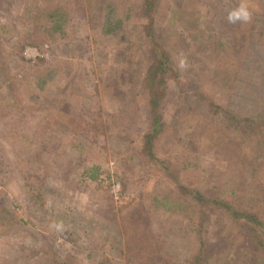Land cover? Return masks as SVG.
<instances>
[{"label": "rangeland", "instance_id": "1", "mask_svg": "<svg viewBox=\"0 0 264 264\" xmlns=\"http://www.w3.org/2000/svg\"><path fill=\"white\" fill-rule=\"evenodd\" d=\"M143 1L0 0V264H191L202 243L201 264L263 256L264 234L187 209L179 186L264 223V148L232 118L262 107L231 101L242 60L264 57V0H161L151 25ZM248 66L243 95L262 74Z\"/></svg>", "mask_w": 264, "mask_h": 264}, {"label": "trees", "instance_id": "2", "mask_svg": "<svg viewBox=\"0 0 264 264\" xmlns=\"http://www.w3.org/2000/svg\"><path fill=\"white\" fill-rule=\"evenodd\" d=\"M161 0H144V7H143V15H145L148 19H149V25L152 24V9L155 8L157 9L158 3ZM108 15L112 12L111 6L108 5ZM148 25V26H149ZM106 33H109L108 31H106ZM152 40L151 42L154 43V35L153 32H150L147 34ZM182 36V35H181ZM250 42V40H249ZM247 53V51H246ZM245 53V54H246ZM255 56H253V58L250 59H244L242 60L241 63V67H240V73L237 77L234 89L232 91V97H231V101H241L243 100V103H245L246 105H248V102H251L252 104H258L261 105L262 110L257 114L254 115L253 117H247V118H243V119H236L235 116H233V120L239 122L237 125V127H239L241 129V132L246 134H251V135H256L258 137V142L257 145L254 147L256 153H259V151L264 148V130L261 129V125L264 126V57H262L261 60L259 59V55L260 52H258L257 54H254ZM263 56V54H262ZM163 58L161 59V61H159L158 63V70L160 72V75L158 77V80L154 83V85L150 88V93L152 94L151 97V104L153 105L154 110H156L157 106V102L161 97V92L158 90V87L160 86V83H162V73L164 70V64L166 63ZM252 64L255 66L256 69H258L262 74L258 75V76H254V81L250 84L251 89H254L253 92H246V94L243 95L242 93V83H243V78H244V70L246 71L248 69V65ZM156 71H152L150 70V80L154 77ZM254 73H258L257 71L255 72V70H253ZM243 73V74H242ZM149 80V82H150ZM247 99V101L245 100V98ZM225 118V117H224ZM228 120V119H227ZM226 121V119H225ZM154 128L152 126V130L151 132H147L144 134L143 138H144V146L146 150H149V152H151V149L153 147L152 143H153V139L154 136L158 133V124L162 125V122H160V118L156 117L154 120ZM248 131V132H246ZM260 165V164H259ZM179 189L183 192L184 195H188L190 197L189 201V205L186 208L190 209L193 208L194 205L196 206H201L202 208L207 207V206H215L216 208H220L223 209L233 220V222H239L241 223L243 226H252L251 231H253L254 234H252L251 236V240L252 242H256L258 245L261 244V242L259 241V235L258 234H264V223L262 220H259L257 218V215L251 212H247L245 209H235L233 208V206H231L230 204H227L226 202L222 201V200H218V199H214V198H209L208 196H205L204 193L198 191V190H194V189H187L185 187L179 186ZM182 208L185 207L181 205ZM258 231V232H256ZM261 231L263 233H261ZM202 243V241H201ZM202 247H204V243L201 244ZM245 245H242L241 248L243 249ZM200 249L198 254H195V256L193 257V261L191 262V264H201L200 263V257L201 256H205V248ZM259 250H264L263 246H259L258 247ZM245 251V250H243ZM246 253V252H243ZM254 255V253H253ZM256 257H259L258 254L254 255ZM206 259H208V256L206 255ZM234 259V258H232ZM252 259V258H251ZM235 262V260H234ZM254 262L256 264H263L264 263V253L263 256H261V258L259 257L257 260L254 258ZM253 263V264H255ZM190 264V263H189Z\"/></svg>", "mask_w": 264, "mask_h": 264}, {"label": "clouds", "instance_id": "3", "mask_svg": "<svg viewBox=\"0 0 264 264\" xmlns=\"http://www.w3.org/2000/svg\"><path fill=\"white\" fill-rule=\"evenodd\" d=\"M250 17V13L245 6H241L238 10H234L229 14V21L236 22L237 20L246 21Z\"/></svg>", "mask_w": 264, "mask_h": 264}]
</instances>
